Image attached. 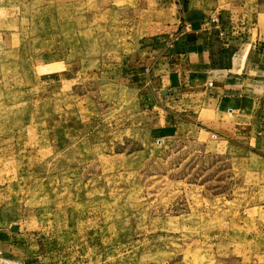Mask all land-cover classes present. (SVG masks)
Here are the masks:
<instances>
[{
	"label": "rangeland",
	"instance_id": "obj_1",
	"mask_svg": "<svg viewBox=\"0 0 264 264\" xmlns=\"http://www.w3.org/2000/svg\"><path fill=\"white\" fill-rule=\"evenodd\" d=\"M181 2L0 0V264H264V148L130 76Z\"/></svg>",
	"mask_w": 264,
	"mask_h": 264
},
{
	"label": "crops",
	"instance_id": "obj_2",
	"mask_svg": "<svg viewBox=\"0 0 264 264\" xmlns=\"http://www.w3.org/2000/svg\"><path fill=\"white\" fill-rule=\"evenodd\" d=\"M181 1L186 25L170 42L151 47L150 64L130 63L131 78L167 89L175 102L189 99L196 112L213 113L211 124L264 148V18Z\"/></svg>",
	"mask_w": 264,
	"mask_h": 264
}]
</instances>
